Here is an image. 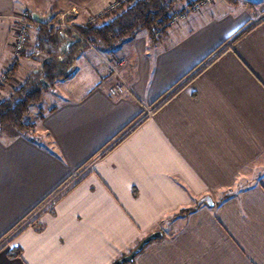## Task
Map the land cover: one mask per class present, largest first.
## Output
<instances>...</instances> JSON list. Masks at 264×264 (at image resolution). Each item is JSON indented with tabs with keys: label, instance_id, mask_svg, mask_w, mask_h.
Wrapping results in <instances>:
<instances>
[{
	"label": "crops",
	"instance_id": "obj_1",
	"mask_svg": "<svg viewBox=\"0 0 264 264\" xmlns=\"http://www.w3.org/2000/svg\"><path fill=\"white\" fill-rule=\"evenodd\" d=\"M117 1L0 0V76L23 10L76 24ZM240 1L187 8L157 40L81 48L31 107L33 132L1 128L0 264H112L154 231L129 264H264V0L259 17ZM60 33L65 54L81 42ZM44 57L24 52L1 100Z\"/></svg>",
	"mask_w": 264,
	"mask_h": 264
},
{
	"label": "trees",
	"instance_id": "obj_2",
	"mask_svg": "<svg viewBox=\"0 0 264 264\" xmlns=\"http://www.w3.org/2000/svg\"><path fill=\"white\" fill-rule=\"evenodd\" d=\"M121 1H127V3L117 10L109 13L106 11V15L99 17L97 21L76 24L82 37L81 42L71 46L66 54L61 51L59 29L50 28L49 22H41L40 26L36 27L35 51L28 56H34V53H43L46 56L37 71L31 72L23 82L14 87L7 98L0 100V130L3 126L10 124L21 133L33 132L35 125L27 118L31 107L39 103L44 92L53 87L58 80L72 76V66L81 48L94 46L102 50H112L120 43L132 39L142 30H146L152 40H157L172 26L173 15L179 3L185 2L186 8H192L194 4L202 3L204 0H118L117 2L122 3ZM110 14L112 16L104 20ZM254 27L255 25L251 24L241 27L228 42L233 44ZM223 51L224 49L221 53ZM18 66L19 60H16L9 76L15 73ZM233 194L228 191L224 197ZM190 210L185 209L183 212H190ZM21 254V247L16 245L11 247V256ZM134 262L135 259L124 264Z\"/></svg>",
	"mask_w": 264,
	"mask_h": 264
},
{
	"label": "rangeland",
	"instance_id": "obj_3",
	"mask_svg": "<svg viewBox=\"0 0 264 264\" xmlns=\"http://www.w3.org/2000/svg\"><path fill=\"white\" fill-rule=\"evenodd\" d=\"M210 1V2H209ZM214 0H204L202 3H198V4H194L192 8H188L190 10H195V9H199L201 8V6L205 5V4H209L211 2H213ZM217 1V0H216ZM122 3H115L114 5L110 6L107 10H105L104 12L100 13V14H97L96 16H93V17H90L88 18L87 20H85L84 22H81V23H87L89 21H97L99 19V17H104L106 15V11L111 12L113 10H117L119 9V7L121 5H125L126 2L124 1H121ZM240 3L242 4L241 6L243 7L245 5V8H247L248 10H250V13L252 11L254 16H261L260 15V12L257 10L258 9V6L256 4V2L254 0H241ZM244 8V7H243ZM242 8V9H243ZM186 3H179V5L176 7L175 9V12H174V15H173V23L172 24H175L179 19L183 18L185 16V10H186ZM256 11V12H255ZM112 14H110L108 17H105L104 20H107V18L111 17ZM20 17V16H19ZM19 19V18H18ZM62 19H66L63 18ZM61 19V20H62ZM59 18H58V15H54L52 16V18L48 21L49 23V27L52 28V29H59L60 32L65 30V29H68V30H71V31H76L77 34L80 35L79 31L77 30V27L75 26L76 24H80V23H73V22H69V20L67 21H61ZM250 22V21H249ZM41 24V22H38V21H35L33 18L31 19V23L29 25V33L27 35V41L25 43V46L24 48L22 49V51L20 52L19 55H17L18 51H16L15 49V52H16V55H15V58L13 60V63L9 66V68L2 73V75L0 76V92H1V89L4 88V84H8L10 82V80L13 78V76L15 75V73L12 75V76H9V72L11 71L12 67L14 66V63L16 60H19L22 55H23V52H26L27 55H29L30 53L28 52H33L35 51V46H33V44L35 43L34 42V37H35V41H36V35H37V28L36 27H39ZM247 24H253V22L251 21V23H247ZM18 26H19V22H18ZM17 31H18V27H17ZM17 33V32H16ZM30 34V35H29ZM28 37L30 38V40H28ZM15 38H16V35L14 37V41H15ZM32 38V39H31ZM15 48V46H14ZM35 55L34 56H37L38 58L40 57H44L43 53H34ZM33 57V56H31ZM117 59H119L117 57ZM120 60V59H119ZM20 61V60H19ZM117 70L119 68V64H117L116 60H115V64L114 66ZM17 70V69H16ZM115 71V70H114ZM16 72V71H15ZM124 81V80H123ZM126 82V81H124ZM124 89L127 87L126 84L124 85ZM3 94H5V91H2ZM118 96V95H117ZM8 97V96H7ZM1 100V98H0ZM158 104H156L157 106ZM156 106H154L153 108L151 109H148V112H151ZM7 241V240H6ZM6 241H2L4 242L6 245H7V242Z\"/></svg>",
	"mask_w": 264,
	"mask_h": 264
},
{
	"label": "built area",
	"instance_id": "obj_4",
	"mask_svg": "<svg viewBox=\"0 0 264 264\" xmlns=\"http://www.w3.org/2000/svg\"><path fill=\"white\" fill-rule=\"evenodd\" d=\"M210 2V1H209ZM32 15L31 12L27 9L23 10L18 22H19V26H18V31L16 33V38L14 41V46L16 51H18L17 55L20 54V52L22 51V49L25 46V43L27 41V35L29 33V25L31 23V19H32ZM117 64H121L123 62V60H119V59H115ZM113 70H115L116 73H118V70L113 67ZM126 83L123 81V79L121 81H119L117 84H115L112 88H111V92L113 95H120L122 93V91L124 90V85Z\"/></svg>",
	"mask_w": 264,
	"mask_h": 264
},
{
	"label": "water",
	"instance_id": "obj_5",
	"mask_svg": "<svg viewBox=\"0 0 264 264\" xmlns=\"http://www.w3.org/2000/svg\"><path fill=\"white\" fill-rule=\"evenodd\" d=\"M76 37L78 40H81L82 38L79 34H77ZM208 203L210 205H214V202L211 200H209ZM162 234V231H154L150 233L149 235L144 237L129 253L123 255L122 257L114 261L112 264H124L133 261L148 243H150L153 239L162 236Z\"/></svg>",
	"mask_w": 264,
	"mask_h": 264
}]
</instances>
